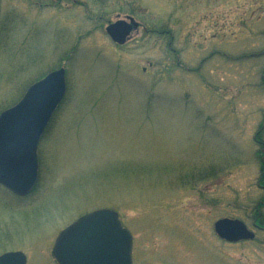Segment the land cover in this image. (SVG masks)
Instances as JSON below:
<instances>
[{
	"label": "rangeland",
	"instance_id": "374dc122",
	"mask_svg": "<svg viewBox=\"0 0 264 264\" xmlns=\"http://www.w3.org/2000/svg\"><path fill=\"white\" fill-rule=\"evenodd\" d=\"M128 18L117 45L106 28ZM60 69L37 187L0 186V256L57 264L60 233L109 209L135 264H264V233H214L225 217L251 226L264 196V0H0V115Z\"/></svg>",
	"mask_w": 264,
	"mask_h": 264
},
{
	"label": "water",
	"instance_id": "95a60500",
	"mask_svg": "<svg viewBox=\"0 0 264 264\" xmlns=\"http://www.w3.org/2000/svg\"><path fill=\"white\" fill-rule=\"evenodd\" d=\"M137 28V22L128 18L110 24L106 32L115 44L123 46ZM66 92L65 69L54 71L0 115V185L18 197L28 196L38 184V148ZM214 231L228 243L254 238L240 220L221 219ZM132 249V234L123 227L119 214L102 209L63 230L52 254L57 264H133ZM0 264H27V257L22 252L5 253Z\"/></svg>",
	"mask_w": 264,
	"mask_h": 264
},
{
	"label": "flooded vegetation",
	"instance_id": "af4514ba",
	"mask_svg": "<svg viewBox=\"0 0 264 264\" xmlns=\"http://www.w3.org/2000/svg\"><path fill=\"white\" fill-rule=\"evenodd\" d=\"M262 55L258 54V55H254V56L257 57V58H260ZM202 67H204V65L201 64L199 68L202 69ZM262 81H263V85H264V74L262 75ZM263 135H264V119H263L262 124L260 125V128H259L258 132L256 133V135L254 137V141L256 142V144H258V146H260L262 148V155H263L262 163L264 164V140H263ZM259 188H260V190L264 191V172L262 173L261 178L259 180ZM251 218H252V225L251 226L248 225L245 222V220L240 219V218L225 217V218H222V219H234V220H240L241 222H243L245 224V226L247 227V229L254 234V238L252 240L242 241V242H238V243H227V242L221 240L215 234L217 239H220V241H222V243H224V244L227 243V244H234L236 246H239V245L245 246L246 244H250V242H253V241H255L257 239V232L264 233V196L256 204V207H255V209L253 211V214H252ZM133 246H134V241H133ZM132 260H133V264H135V258L134 257L132 258Z\"/></svg>",
	"mask_w": 264,
	"mask_h": 264
}]
</instances>
